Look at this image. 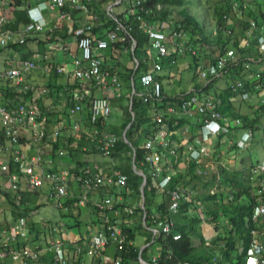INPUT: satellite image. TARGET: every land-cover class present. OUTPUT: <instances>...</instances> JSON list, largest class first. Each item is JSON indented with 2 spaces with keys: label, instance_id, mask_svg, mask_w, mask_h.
Masks as SVG:
<instances>
[{
  "label": "built area",
  "instance_id": "built-area-1",
  "mask_svg": "<svg viewBox=\"0 0 264 264\" xmlns=\"http://www.w3.org/2000/svg\"><path fill=\"white\" fill-rule=\"evenodd\" d=\"M18 2H25L26 12L29 22L24 26L21 36H17L10 28V17L7 10L20 8ZM142 6V2L136 0L127 12L129 16L137 15V8ZM146 15L150 13L141 8ZM81 12L86 17L92 14L88 0H0V49L7 48L12 44L24 46L29 37L37 34L51 32L44 13L58 14L61 21L69 20L73 13ZM137 21L139 28L149 38V56L148 64L151 66V72L144 73L140 79L141 85L145 88V101L156 102L162 100L164 96L163 83L160 79L164 71V63L170 61L171 49L173 53L184 54L188 51V36L180 31H175L170 38L166 37L162 29L156 26L144 23L143 17L139 16ZM257 23L251 21L249 36L253 31L259 30ZM132 29L116 21L114 29L107 34L104 39H97L94 35V21L86 22L75 32L77 46L79 48V57L73 60V72L71 75L79 82L78 89L67 88L65 93L71 98L73 107L69 109L68 118L76 119L71 126V131L77 137L82 132L81 118L84 112H88L90 123L95 126L101 122H106L112 115V105L109 98L95 95L96 89L102 88L115 90V98H121L122 85L118 74L104 69V58L111 51L113 44L119 41H127ZM123 34V38L119 36ZM136 45L132 39V48ZM259 51L264 53V34L258 37ZM155 51V52H154ZM46 59L47 56H38V59ZM253 61V59H249ZM236 51L231 49L220 56L215 63H200L195 71V76L199 79L212 81L224 75V73L237 65ZM40 68L35 59L28 60L22 65L5 70L0 73V82H16L22 87L21 96L14 99V103L9 106H0V155L10 156V160L0 159V177L6 179L5 185H8L10 191L18 193L23 189L24 184L28 183L31 190L43 188L49 185L51 199L60 202L69 194L70 182L68 172H53L49 170L47 164L41 155H30L24 144V141L31 142L44 141L48 139L57 140L61 136L62 130L58 129L52 133L45 131L40 126V112L36 107V97L31 96L32 88L28 85L29 77ZM242 72L251 70V64L245 63L241 67ZM49 74H58L69 76L70 74L64 67H56L49 64L46 68ZM261 94L259 102L260 109L264 110V79L257 76L254 84ZM231 94L242 98L244 102H253L255 93L251 92L242 81H236L229 86ZM50 90L44 88L42 95L47 96ZM221 103V102H220ZM195 112L201 118L202 123V142L203 146L198 150H193L191 158L194 161H201L208 155L207 143L213 138L222 134L231 133V122L222 114L219 101L210 97L195 98L183 100L177 107H169L165 113H161L157 118V128L153 135L146 141L145 149L149 155L145 159V164L153 179L158 182V188L166 195L169 200V210L171 214L180 212L184 203H190L191 193L179 186L171 187L172 176L165 172L162 157L157 153L158 149L169 150L171 141L168 139L166 131L162 125L166 116H175L177 114H190ZM246 122L238 119L233 125L234 128H244ZM2 132L4 135H2ZM29 133V137L26 133ZM94 134L98 135V132ZM4 136V137H3ZM252 139V130L244 134L238 141L237 146L240 149H247ZM87 141L93 144L101 141L98 137L87 138ZM117 139L115 137L107 138L105 146H99L105 156L110 158L115 148ZM87 150V148L85 149ZM63 155V154H62ZM254 177H259V184L254 189V194L258 198L251 222H262L264 226V160L257 163L252 168ZM128 178L123 175L117 177L107 176L95 172L91 168L81 170L82 196L81 200L86 202L88 196L93 190H99L106 187L126 188ZM2 198L0 197V264H39L41 262L42 251L36 248V239L34 231L29 226L24 217H20L15 223H5L1 215ZM99 210L103 214V228L99 230L91 240L84 245L76 247V251L71 258L66 256V247L62 242H56L48 246L47 254H52L55 264H194L188 260H179L173 257V250L170 247V241L179 242L182 235L177 231V225L172 218L168 216L161 217L164 222H158L155 216L151 217V223L146 229L152 236L151 243L143 248H136L130 243V234L121 220V212L116 209V200L114 197L104 199L99 205ZM126 211V210H125ZM131 214L132 211L127 210ZM249 228V226H248ZM250 240L245 256V264H264V242L263 234L256 228L249 231ZM157 246L160 250L159 255L150 254V249ZM135 248L136 257H125L131 253L130 248ZM113 252V256L109 253Z\"/></svg>",
  "mask_w": 264,
  "mask_h": 264
},
{
  "label": "crops",
  "instance_id": "crops-1",
  "mask_svg": "<svg viewBox=\"0 0 264 264\" xmlns=\"http://www.w3.org/2000/svg\"><path fill=\"white\" fill-rule=\"evenodd\" d=\"M90 3V7L92 10V14L88 17L85 16L84 13L75 12L73 13V17L69 20L61 21L59 19L58 14H51V13H44L43 16L47 19L51 32L48 31L43 34H37L33 37H29L27 39V43L24 46L18 45L17 43L10 45L7 48L0 49V73L4 72L5 70L16 68L22 65L24 62L35 59L38 62L40 68L36 70L28 80V85L32 88L31 96L36 97V107L40 112V126L43 130L53 132L55 130L61 129L62 130V137L70 138L75 137L77 138L73 132L71 131L72 122L71 119L68 118L69 109L73 107V102L71 98L65 93V89L67 88H75L78 89L79 82L75 80V78L71 75L73 72L70 71L73 67V60L79 57L80 52L77 46V38L75 37V32L78 28L82 27L86 22L94 21L95 23V32L94 35L97 39H104L107 34L111 31L112 24L111 19L115 22L118 21L119 17H124V15L130 10V7L133 5L135 0H88ZM250 1V0H246ZM21 8H13L11 10H7L8 16L10 17V24L9 28L16 33L17 36H21L25 23L21 21L19 15L24 13L26 15V10L20 11ZM119 16V17H118ZM26 18L28 19L27 15ZM171 19V17H170ZM169 19V20H170ZM29 20V19H28ZM21 21L22 24L19 22ZM171 21V20H170ZM164 28L168 29V23L164 24ZM236 28V27H235ZM237 33L239 34V38L241 39V46L248 45V42L243 39L241 36V29L236 28ZM170 33L169 30H167ZM114 45V44H113ZM112 45V47H113ZM109 54L105 57V70H110L112 72L122 73L124 79H127V71L132 70L131 63H135V57L133 56L132 50H129L128 47H125L124 50L112 48ZM171 55L173 53V48L170 45ZM150 47L146 48L141 52V55L146 58V55H149ZM47 56L46 59L39 58L38 56ZM185 54H178L176 65H170L169 59H166L164 63V71L161 74V81L163 82V89H164V97L172 99V100H190L195 98H202V97H210L216 101H222L224 103L223 106L229 105L230 110H226L222 106V110L224 112H229L233 115L234 111L231 109L233 106L235 107L236 104H244L249 102L242 101V98L236 97L234 99L228 100V88L231 84V81L234 80L237 76H240V72L237 71L236 74H227L224 78L226 80V87L223 88V75L217 78L216 81L210 83V81L202 80V79H194L192 81H188L187 77H190L189 72H191L192 77L194 78L193 69L195 66H198L200 63L196 62L194 58H191L189 55L184 56ZM183 57V58H182ZM135 60V61H132ZM192 60V62L190 61ZM207 64H210L209 61H205ZM185 63V64H182ZM49 64H52L56 67H64L66 71L70 74L68 77L64 75H58L56 73L49 74L46 72V68ZM264 70V69H263ZM262 71V70H259ZM259 75L260 72H258ZM253 74H251L252 76ZM170 79V83H166V78ZM133 78L130 79L131 86L133 87ZM176 79L178 84L175 87L173 85V80ZM233 84V83H232ZM196 85V86H195ZM141 90L145 91V88L140 84ZM47 88L50 90V93L47 96L42 95V90ZM22 87L17 84L16 82L13 83H5L0 82V104L7 103V100L11 97H15L21 94ZM95 93L99 96H104L111 100L113 114L114 115H121L122 109L121 107L114 106L115 103H118L119 106H122L120 101L116 100L114 97L115 90L109 89L105 90L102 88L96 89ZM226 100V101H225ZM221 102V103H222ZM253 106H256V109L252 110L250 113L246 115H241L240 118H230L231 119V128L232 133L229 136L231 141L229 144H225L224 142H218V140L211 141V146L207 144L208 148V155L204 156L203 159L199 162L192 160L191 154L193 150L200 149L204 144L202 142V123L201 118L195 113L191 112L190 114H177L172 116L175 121L174 124L170 127L165 126V130L168 134V139L173 141V148L176 150L175 154H171L169 152H165V157H172L175 158L174 165L181 163L185 157L187 160L196 165L197 174L199 177L203 178L205 176L210 175L209 169L210 167L213 168V165L216 164L217 161L212 160L210 164L208 163V159L210 154L212 153L211 149L216 152V148L222 151V147L226 148V145L229 148H233V145L242 139L244 134L248 133V130L244 129H237L234 128L233 125L238 119L241 117L249 116L251 119H255L257 116L260 118L258 122V126H256L257 131L252 130V143L249 146V149H253L254 143L259 140L256 138V133L264 132V128H261L260 125L262 118L264 116L259 113L260 104L259 102L254 101L251 102ZM172 107V106H169ZM159 113L158 110H156ZM228 113V114H229ZM238 113V111L236 112ZM171 117V118H172ZM120 119V118H119ZM111 120V119H110ZM109 120V125L119 127L121 124L114 120ZM82 122L86 125H90L88 121V112H84L82 116ZM69 133V134H68ZM29 137V133H26ZM254 138V139H253ZM78 139V138H77ZM224 141V140H223ZM264 142V138L262 140ZM56 140L48 139L47 144L55 143ZM215 143V144H214ZM24 144L26 146V150L30 155H41L44 158L45 163L49 170L54 172H61L67 171L70 175L71 180V192L69 193L68 198L63 201V207L60 208L59 205L57 207L58 213L55 211V208L49 205L50 202V195L47 192V187L40 188L38 190L35 197L31 199V206L35 209L34 213L35 216L32 218H27L28 220H34L35 224H49L47 227L49 229H62V237L65 242V245L68 249H66L65 253L66 256L69 254H73L75 252V247L81 244H87L94 233L101 230L103 228V214L99 210V205L102 201L108 198V190L103 189L99 191H94L89 198V201L84 206L80 203L81 197V186H80V170L84 167H90L93 169H99L100 172L105 173L106 170L109 169L108 161L107 160H99L93 158H87L86 160H81L80 158H74L71 154L64 156L63 159L57 158V152L53 150V147L50 145L43 146L41 142L36 140V142H31V140H25ZM224 145V146H223ZM36 150V152H34ZM242 151V150H241ZM261 152L264 154V145L261 149ZM33 153V154H32ZM159 153V150L157 151ZM45 155V156H44ZM164 157V159H165ZM0 159L3 160H10V156L0 155ZM121 158L118 157L116 160L119 161ZM115 160V163L118 165V162ZM264 160H258L254 163H248L244 165V168L248 171V174L244 173V171H240L238 169V162L233 161L231 162L234 164L232 169L241 173L242 177H248L250 184L254 189L258 186L259 182H254V175L252 168L259 162ZM213 162V163H212ZM220 163V162H219ZM229 164L220 163V166H223L227 171L229 170ZM218 167V168H219ZM164 168L167 174L172 175L173 177H177L176 175L172 174V171L169 167H166V163L164 160ZM215 169V167L213 168ZM216 172V171H215ZM211 173L212 175L215 173ZM222 179L221 176L216 177L214 182L217 180L220 181ZM205 181V180H204ZM6 179L0 177V193L2 200L11 197L15 202H17V206H21L23 203V199L25 200L29 197L30 193H34L35 190H31V187L28 183L24 184L22 192L19 194L13 193L10 191L8 185H5ZM157 185V182L154 183ZM179 186L182 183L178 179ZM183 186V185H182ZM181 187V186H180ZM185 187V186H184ZM187 189L191 195L192 192ZM113 191V190H111ZM131 193V194H130ZM244 191L239 189V194H243ZM117 196V194H115ZM231 195V194H230ZM133 192H124L123 195V203L121 204V210H126L123 212L122 217L127 214V210L134 212L137 209L136 200L134 199ZM193 198V195H192ZM243 199V203L245 202V197L241 196ZM48 202V204H47ZM194 202V200H193ZM196 203V202H195ZM9 207V206H8ZM38 208H41L38 210ZM142 208V207H141ZM9 210L10 207H9ZM155 213V212H154ZM160 217H164L161 213H157ZM42 216V217H40ZM54 216L60 217L59 223H55L53 218ZM34 218V219H33ZM48 218V219H46ZM204 218V217H203ZM252 218V215H251ZM250 218V220H251ZM51 219V220H50ZM249 220V221H250ZM179 226L182 227L184 224L182 220L177 218ZM227 224V221L224 222ZM131 227L130 225H128ZM32 227V226H31ZM178 228V227H177ZM205 233V229L211 228L212 226H203L201 227ZM253 228L258 229L262 234V240L264 242V226L262 222L254 223ZM179 229V228H178ZM37 231H42L41 229H36ZM215 230V229H214ZM248 231V230H247ZM206 235V234H205ZM216 235V234H215ZM38 233H36V237ZM235 238V236H234ZM41 239H45L43 236ZM217 241V237L216 240ZM211 241V242H215Z\"/></svg>",
  "mask_w": 264,
  "mask_h": 264
},
{
  "label": "rangeland",
  "instance_id": "rangeland-1",
  "mask_svg": "<svg viewBox=\"0 0 264 264\" xmlns=\"http://www.w3.org/2000/svg\"><path fill=\"white\" fill-rule=\"evenodd\" d=\"M27 1V0H26ZM260 0H256L257 6H258V11L260 12V14L264 15V0H261V2H259ZM249 2V1H248ZM251 2V1H250ZM158 10H163L165 12H167V14L169 15V18L171 17V22L175 23L178 22L180 19H182L183 13L185 12V10H188L189 12H191L192 16L198 21L200 22L202 25H204L206 28V31L208 32V30H211L212 32H214V23L212 21L213 15L210 9H208L205 6H201L198 5V2H195L192 6L187 5L186 7L183 8H176V7H171V6H167V5H158V7L155 9V13L158 14ZM26 15L24 13H21L19 15L20 18L25 17ZM21 24L22 22L19 21ZM242 22H234V25L236 28H240L242 31ZM170 31V33H168V31ZM175 29L173 28H168V29H163L164 34L166 35V37H168L169 35L172 34V32ZM175 32V31H174ZM210 33V32H208ZM237 30L235 32V30L233 31V34L235 36H237ZM232 34V36L234 37V35ZM213 33H210V36H213ZM214 38V37H212ZM213 46V45H212ZM211 46V47H212ZM229 49H233V47L229 48ZM228 49V50H229ZM130 50H131V46H130ZM155 52V51H154ZM189 55L191 58H193V54H185L184 56ZM148 58H150L149 55H146ZM177 57H178V51H175L174 54H172L170 56V61H174L175 63H171L170 65H176V61H177ZM183 58V57H182ZM135 61V60H132ZM192 62V60H190ZM139 64L141 66V61L137 59V62L135 61L134 65L133 63H131L132 66V70L136 71V69H138ZM185 64V63H182ZM258 66L259 63H256L254 68H253V73L251 71H246L245 75L247 74V76L245 75H240L237 76L235 78H232L234 80H230L231 82L229 84L234 83L235 81H242L246 84L247 88L255 93V97L253 98V102L257 100V102H260L262 96L261 94H257V89L255 88L254 84L256 81L255 76H258ZM73 70V67L70 71ZM138 70H140L139 74H138V81L137 84L139 87H137L136 89V93L134 94V90L131 89L130 86H128V84L123 83L122 86V91H124V98L122 99V106H119L118 103H115L114 106L116 105V107H121V111L122 114L121 115H114L112 114L111 116V120L117 121L119 122L121 125L119 127H115L112 125H109V120H107L106 122H102L100 123L98 126L90 128L88 125L85 126L83 132L85 133H81L80 134V139H77L75 137H70L67 138L65 137V135H63L64 137L61 138H57L56 142L53 144H47V140L44 141H39L42 143L43 146H47L50 145L51 147H53V150L57 152V158H61L63 159L64 156L62 155V153H66V155L68 154H73L72 157L74 158H80L81 160H86L87 158H93V159H99V160H107L108 161V165H109V169L106 170V172L104 173V175H110L113 177H117L119 175H125L127 176L126 172L127 169L129 168L130 164H131V158H132V154L127 152V154H124L123 157L117 161L116 157H112V158H107L104 153L102 152V150H99L98 147H104L105 146V142L107 140V138L110 137H116L119 138L118 136H120L123 131H124V126L126 121L128 120H134L136 117V110L134 111V103L136 102H140V99H143L142 96H144V90H141V86H140V78L143 76L144 73H148L151 72V66L147 63L142 64V67L139 68ZM193 74H194V78L192 77L191 72H189L190 77H187L188 81H192L194 79H197L198 81V77L195 76V67L192 70ZM119 74V73H118ZM251 74H253L251 76ZM119 76H121L119 74ZM226 75H223V88L226 87V80L227 78H224ZM245 76V77H243ZM121 79V78H120ZM122 80V79H121ZM166 83H170V79L167 77L165 80ZM163 83V82H162ZM178 82L176 79L173 80V85H175V87L177 86ZM196 86V85H195ZM100 96V95H99ZM224 105V103H220V106L222 107ZM252 105L251 102L249 103H244V104H236V106L232 107L231 109L234 111L233 115L230 114L229 112H224L221 109V112L223 115H225L231 122L230 118H238V116L240 117L241 115H246L248 113H250L252 110L256 109V106H253V108H250V106ZM143 107V113L144 118H145V122L149 123V125L152 127H156L155 123H156V117H154V111L156 110V106H155V102H150L148 104L144 103L142 104ZM226 110H230V106L229 105H225L223 106ZM238 111V113H236ZM248 112V113H246ZM229 113V114H228ZM199 116V115H198ZM120 118V119H119ZM248 118V117H247ZM249 119V118H248ZM110 120V121H111ZM251 120V119H249ZM74 119H71V122H73ZM261 128H264V118H262L261 120ZM118 128V129H117ZM92 129H96L98 130V133H100V137H101V144L99 142H97L96 144H88L86 142V136L90 135V132ZM244 130H254V128L251 127H246ZM69 134V133H68ZM258 137L260 138V143H258V141H256L254 143V147L253 149H249V147L247 149H244L242 151H235L233 148H229L226 145L225 147H222V151L218 150L219 147H217L216 152H214L213 149H211L212 153L210 154V157L208 159V163L210 164V162L212 160L214 161H218L220 163H225V164H229V170L228 171H223L221 169H219V165L220 163L217 162V166L216 164L213 165V168L215 167V169H213L212 167H210L209 172L210 175L205 176L204 179L199 177L197 174V168L190 163L187 160V157H185V159L177 164V166L174 165V160L175 158L172 157H165V163H166V167H169V169L172 171V174L176 175L179 179V181L182 183V185H180L182 188H188L193 195V198L191 199V204L187 206V210L189 211V216H183V218H185L182 223L185 224V227L188 228V226L192 229V233L190 235V238L193 242V252L192 254L186 258L190 261H192L194 264L200 263V264H226V263H222L221 259H224V256L226 253H230L231 258H235V254L232 253L231 251L228 250L227 244V240L222 239V235H225L227 239H230V235H228V233L225 232L224 230V226H221L219 224L220 221L226 220L227 222L230 220L229 216H226L225 213H227L228 215H232L233 212L230 211H226L223 212L220 210V206L217 205L215 202H220L221 204H223L224 206H230V208H233L237 214L238 209L240 207L243 206V199L240 197L238 198H234L233 200H230L231 197L235 196V195H239V189L240 186L239 184V177H240V172L235 171L232 169V166H234V164H232L231 162L236 161L238 162V169L240 171H244V173L248 174V171L244 168V165L250 163H254L258 160L263 159L264 154L261 152V149L264 145V142L262 141L264 138V132H258L256 133V138L257 140ZM215 142V140H213ZM231 141L230 137H226L224 141H222L221 143H225V144H229V142ZM215 144V143H214ZM144 145V144H143ZM224 146V145H223ZM87 149V151H85V149ZM92 148V151L90 152V149ZM36 152V150L34 151ZM33 154V153H32ZM45 156V155H44ZM145 156V154H144ZM144 158V157H143ZM115 160L118 162V165L115 163ZM213 163V162H212ZM191 166H193L192 169ZM146 168V166H144ZM135 172L137 171L138 173H142L140 172L136 167H134ZM216 171V172H215ZM215 172L214 175H216V177L221 176L222 179L220 181H216V182H210L209 180H211V173ZM149 173V172H148ZM137 174V173H136ZM138 175V174H137ZM139 177H142L140 175H138ZM129 177V176H128ZM214 177V178H216ZM152 176L150 175L149 180L151 181ZM146 179L148 180L147 177H142V181L140 183H142V187L136 188L132 185V183L128 184L125 192L127 191H131L133 192V196L134 199L136 200V206L137 209L134 210L133 214L128 215L126 214L123 218H122V223L124 225H130L133 228V232L130 235V243H133L134 246L136 248L141 247L142 245H147L148 240L151 239V235L147 232V230L145 229V225H149L151 222V216H155L158 220V222H164L162 220V218L155 214L154 212H165L168 208V200L165 196L164 193L160 192L156 185L152 182V189L154 191H152V194H154L153 196V200L151 201L153 203L152 208L150 209V214L147 215L146 213V209H145V194H143L142 189L143 187H145V181ZM205 180V181H204ZM209 181V182H208ZM185 186V187H184ZM41 190L40 188L36 187V190L34 191V193H30L29 191H26V193L29 194V197L25 200V198L23 199V203L21 206H18L17 209H21V212L19 213H24V216L28 217L29 219L32 218L33 216H35V209L31 206V199L33 197H35V195L37 194L38 190ZM48 194L50 195V191L49 189H47ZM71 192V190L69 191V193ZM131 194V193H130ZM231 194V195H230ZM227 195V196H226ZM208 198H213V199H208ZM215 198V199H214ZM11 199V198H10ZM194 200V202H193ZM196 202V203H195ZM7 203V201H6ZM48 204V202H47ZM49 205L53 208H55V211L58 213V216H60V213L57 211V207H58V202L54 199H51L49 202ZM84 206V204H82ZM142 207V208H141ZM213 207H217L215 208V214L217 216V219L215 217V219L213 220H208V217L206 216V214H204V209L206 208H213ZM1 215L5 220V223H15L14 221L17 220V218L15 216L16 215H12L11 211L8 208V205H2L1 208ZM41 208H38V210ZM58 216H54L53 218H51L52 220L55 221V223H59L60 221V217ZM42 217V216H40ZM204 217V218H203ZM34 219V218H33ZM48 219V218H46ZM50 219V220H51ZM53 221H50V223H52ZM49 223V224H50ZM28 224L30 226H33L36 229H41L42 231H39L38 236L36 237V248L43 250L42 251V264H52L55 260L53 258H49L52 257L53 255L49 254L47 255V253L44 251V249L46 247H48V244H50L51 242L57 241L61 242L63 240L62 237V229L60 228L59 231H56V229H49L46 227L49 225L47 224H35L34 220H28ZM212 226L213 229L211 228H207L205 229V233L203 231V229L201 228L202 226ZM216 225V227L214 225ZM217 228V230H216ZM215 229V230H214ZM206 234V235H205ZM216 234V235H215ZM45 237V239H41L42 237ZM217 237V241L216 240ZM211 241H215V242H211ZM240 244V239L238 238L236 240V247H239ZM231 249V248H230ZM159 248L157 246H154L150 249V254L158 256L159 255ZM48 256V257H46Z\"/></svg>",
  "mask_w": 264,
  "mask_h": 264
},
{
  "label": "trees",
  "instance_id": "trees-1",
  "mask_svg": "<svg viewBox=\"0 0 264 264\" xmlns=\"http://www.w3.org/2000/svg\"><path fill=\"white\" fill-rule=\"evenodd\" d=\"M142 2V6L137 8V15L136 16H129L128 13L124 15V17H119L118 21L121 24L126 25L127 28L132 29L129 33V37L127 38V41H119L113 45L114 48L121 50H124L125 47H128L130 50V46H132V39L135 41L137 45V49L135 50V57L141 61L142 64L147 63V60L141 55V52L143 50H146L148 48V42L149 38L146 36V34L140 30L139 25L140 23L137 21V18L139 16L143 17L144 23H147L149 25L156 26L159 29H164V24L168 23L169 28L175 29L174 31H182L188 36V51H186L187 54H193V58L196 62L198 63H206L205 61H209L210 63H215L217 62V59L224 55L226 51L233 47L237 51V56H238V61L237 65H235L233 68L227 70L224 75L227 74H236L237 71L240 72L241 74L239 75H245V72H242L243 70L241 67L245 63L251 64V72L253 73V68L256 63H259L258 66V72H260L262 79H264V53H261L258 49V37L261 35V32L264 34V15L260 14V10L258 11V6L256 3V0H250L249 2L246 0H139ZM195 2H198V5L205 6L208 9L211 10L213 18L212 21L214 23V32L211 30H208V32L213 33V36H210V33L206 31V27L202 25L200 22H198L189 12L188 10H185L183 13L182 19H180L178 22L172 23L169 19V15L167 12L163 10H158V14L155 13V9L158 7V5H167L171 7H176V8H183L186 7L187 5L192 6ZM261 2V0L259 1ZM21 9H24L26 7L25 2H18L17 4ZM145 8L150 14L146 15L145 12L141 11V8ZM22 22L27 24L29 20L25 17L20 18ZM251 21L257 23V25L260 27L259 30L253 31L251 36H248V31L250 29V23ZM234 22H242V31H241V36L243 39H245L248 42V45L246 46H241V39L233 34V31L236 28L234 25ZM111 24L112 28L116 26V22L111 19ZM234 37L232 36V34ZM214 37V38H212ZM119 38H123V34L119 36ZM213 45V46H212ZM212 46V47H211ZM112 47V48H113ZM249 57H252L254 59L253 62H249L247 59ZM104 63H105V58H104ZM142 64L139 68L142 67ZM148 64V63H147ZM104 69H106L105 64L103 65ZM198 66H195V70L197 69ZM134 71V70H128L127 71V79L125 80L122 73L120 72L121 76H118L119 81L121 85L123 86L122 81L128 86L131 87L130 79L133 78L134 82L133 85L135 86V89H137L138 84H137V77L140 72V70ZM262 70V71H259ZM108 71V70H107ZM110 71V70H109ZM112 72V71H110ZM135 72V73H134ZM112 74H116V72H112ZM247 76V74L245 75ZM243 76V77H245ZM122 80H121V79ZM257 79V76H255ZM217 79L212 80L216 81ZM210 82V83H211ZM164 90V89H163ZM121 98H116V100H122L124 98V91L121 93ZM20 95L15 96V97H10L7 100V103L5 104H0L9 106L10 104H16L14 103V99L19 98ZM238 97L237 95L231 94L228 88V100L231 98L234 99ZM143 99H140V102H135L134 103V111L136 110V117L135 119L128 120L125 123L124 126V131L123 133L118 136V143L116 146V149L114 151V157L116 159L118 157L122 158L124 154H127V152L132 154L131 158V164L129 168L127 169V176L130 179V184L136 188H141L142 183V177H139L135 170H134V164L135 167L140 171L145 174V176L148 178L146 185L144 187V194H145V207H146V213L147 215L150 214V209L153 206V203L151 202L153 200V196L155 193L152 194V182L149 180L150 173L149 171L146 170L144 167V159L146 154L145 150L142 149V146L144 142L149 139L153 135V131L155 127H151L149 123L145 122L144 118V113H143V107L142 104L150 103L145 101V97L142 96ZM226 101V100H225ZM122 102V101H121ZM222 102V101H221ZM225 103V102H224ZM181 104V101L179 100H172L169 98H166L163 96L162 100L156 101L155 106L157 109L160 111L162 110H167L169 106L177 107ZM222 108V107H220ZM259 113H261L262 116H264V110L259 109ZM249 116L241 117V119L246 122L245 127H251L254 128L255 131L258 129L256 126H258V122L260 118L257 116L255 119H251ZM175 119L172 117L166 116V120L164 121L163 125L164 127H170L174 124ZM130 127L128 128V126ZM156 125V123H155ZM118 129V128H117ZM128 129V130H127ZM257 129V130H256ZM125 133V135H124ZM2 135L3 132H2ZM231 134H222L219 136H216L213 140H218V142H222L225 140L226 137H229ZM4 137V136H3ZM172 141V140H171ZM173 143V141H172ZM209 146H211V142L207 143ZM206 144V146H207ZM233 149L235 151H241L238 146H236V143L233 145ZM144 157V158H143ZM196 167V165H194ZM255 166V165H254ZM193 166H191L190 169H192ZM219 169L223 171H227L223 166H220ZM241 174V173H240ZM216 175H212L210 182H214L216 178ZM208 181V182H209ZM239 186L242 191H244L243 194L235 195L230 198V200H233L234 198H238L240 196L245 197V202L243 203V206L238 209V212L236 214L235 210L233 208H230V206H224L220 202H215L217 205L220 206V210L223 212H226L227 210L230 212H233L232 215H228L225 213L226 216H229L230 220L227 222V224H224L226 220L220 221L219 224L221 226H224V230L228 235H230V239H227L225 235H222V239L227 240L228 244L226 247H228V250L231 251L232 253L235 254V258H231L230 253H226L224 256V259H221L222 263L226 264H245V256L250 240V234L249 231L250 229L253 228V224L250 220L251 215L253 213V210L255 206L257 205L258 198L254 194L253 188L250 184L249 178L248 177H242L240 175L239 177ZM254 182H259V177H254L253 179ZM178 177H173V180L171 182V187L174 188L175 186H178ZM227 196V195H226ZM11 197L8 198V203L7 205L10 207V211L12 215H16V218H19L20 216H24V213H19L21 212V209H17V202H15ZM208 199H213V198H208ZM215 199V198H214ZM168 200V198H167ZM169 202V200H168ZM191 203H184L181 206L180 209V214L178 215V219L184 220L183 216H189V211L187 210V206L190 205ZM2 206V205H1ZM215 208H206L204 209V214L208 217V220H213L217 219V212L215 214ZM150 212V213H149ZM149 216V215H148ZM250 220V221H249ZM214 225V224H213ZM216 227V225H214ZM249 226V228H248ZM34 231V229H32ZM178 232L182 235V240L179 242H173L172 239L167 238V241H170L169 245L173 250V257L179 260H188V258L192 252H193V242L190 238V235L192 233V229L188 226L185 227V224L177 229ZM217 230V228H216ZM248 230V231H247ZM129 234L133 232V228H130L128 230ZM235 236V238H234ZM240 239V244L239 247H236V240ZM152 239H149L148 242H151ZM231 248V249H230ZM131 253L129 255H125V257H136L137 253L134 252L135 248H130ZM40 250V249H39ZM48 257V256H46ZM53 258V257H49ZM41 257V261H42ZM190 261V260H188ZM43 262V261H42ZM192 262V261H191ZM193 263V262H192ZM55 264V261L52 263ZM200 264V263H197Z\"/></svg>",
  "mask_w": 264,
  "mask_h": 264
},
{
  "label": "clouds",
  "instance_id": "clouds-1",
  "mask_svg": "<svg viewBox=\"0 0 264 264\" xmlns=\"http://www.w3.org/2000/svg\"><path fill=\"white\" fill-rule=\"evenodd\" d=\"M136 1V0H135ZM24 10H26V7L24 8V9H21L20 11H24ZM26 15H27V12H26ZM28 17V16H27ZM29 19V18H28ZM26 25V24H25ZM249 31H250V29H249ZM249 31H248V36H249ZM174 33V31L172 32V34ZM43 34V33H42ZM171 34V35H172ZM231 34H232V32H231ZM171 35H169L168 36V38H170V36ZM189 39V38H188ZM187 44H188V42H187ZM26 45V44H25ZM22 46V45H21ZM148 46H149V42H148ZM186 46H188V45H186ZM246 46V45H245ZM244 47V46H243ZM137 49V45H135V47L134 48H132V46H131V50H132V52H133V56L135 57V50ZM235 51H236V49L235 48H233ZM258 49H259V46H258ZM229 50H231V49H229ZM229 50H227V51H229ZM226 51V52H227ZM184 54H186V52L184 53ZM193 54H194V52H193ZM236 56H237V51H236ZM147 61H148V57H146L145 58ZM237 59H238V56H237ZM249 59H253L252 57H249L247 60L248 61H250ZM135 60H136V62H137V58L135 57ZM253 61H254V59H253ZM253 61H251V62H253ZM148 63V62H147ZM207 64V63H206ZM252 67V66H251ZM136 71H137V69H136ZM135 73V72H134ZM116 74H118V73H116ZM118 76H119V74H118ZM141 79V78H140ZM132 81L134 82V79H132ZM211 82V81H210ZM236 82V81H235ZM234 82V83H235ZM141 83V82H140ZM132 90H134V94L136 93V89H135V86L133 85V87H132ZM145 93V92H144ZM95 95H97L96 93H95ZM115 97V96H114ZM144 97H145V94H144ZM188 100V99H187ZM242 101H243V99H242ZM110 102H111V100H110ZM112 105V104H111ZM113 107V106H112ZM173 107V106H172ZM221 107V106H220ZM168 109V108H167ZM156 110H158L159 111V113H157L156 112ZM156 110L154 111V117H156V118H158V116H160V114L161 113H165L166 112V110H162V111H160L159 109H157L156 108ZM112 111H113V108H112ZM112 114H113V112H112ZM112 116V115H111ZM111 118V117H110ZM109 120V119H108ZM76 121V119L72 122V123H74ZM81 121H82V118H81ZM88 121H89V118H88ZM156 121H157V119H156ZM90 122V121H89ZM102 123V122H101ZM100 124V123H99ZM99 124H97V125H95V126H93L91 123H90V125H89V127L90 128H93V127H96V126H98ZM85 126H86V124L84 123V122H82V132H83V130H84V128H85ZM130 126V125H129ZM128 126V127H129ZM157 126H158V124H157V122H156V127L154 128V131L156 130V128H157ZM246 127H244V128H237V129H245ZM162 129L164 130V131H166L165 130V127H164V125H162ZM86 131H88V130H86ZM85 131V132H86ZM154 131H153V133H154ZM249 131V130H248ZM81 132V133H82ZM85 132H83V133H85ZM95 132H98V130H96V129H92L91 130V132H90V135H87L86 136V142L89 144V142L87 141V138L88 137H90V136H92V138H95L96 139V137H98V140H100L101 141V137H100V133H98V135H96V134H94ZM80 133V134H81ZM167 133V132H166ZM231 133H232V129H231ZM230 133V134H231ZM125 134V133H124ZM168 135V134H167ZM60 137H62V134H61V136ZM77 138L78 139H80V136H77ZM111 138V137H110ZM116 138V137H115ZM117 139V143H118V138H116ZM214 139V138H213ZM148 140V139H147ZM146 140V141H147ZM146 141L144 142V145L142 146V149L143 150H145V152H146V154H145V159H146V157L149 155V152H147L146 151V149H145V143H146ZM171 141V140H170ZM117 143H116V145H115V148L113 149V151H112V156L110 157V158H112L113 156H114V151H115V149H116V146H117ZM251 143H252V139H251ZM250 143V144H251ZM90 144H93V143H91L90 142ZM237 144H238V142H237ZM173 146H174V144L172 143V141H171V148L169 149V150H160V149H158L159 150V155H161V157H162V163H163V166H164V157H165V152H169V153H171V154H175L176 153V150L173 148ZM88 149V148H87ZM242 150H244V149H242ZM85 151H87V150H85ZM92 151V148L90 149V152ZM63 154V156H66V153H62ZM107 157V156H106ZM108 158V157H107ZM109 158V159H110ZM145 159H144V166H146V170L147 171H149V168H148V166L145 164ZM134 167H135V164H134ZM84 168H90V167H84ZM83 169V168H82ZM81 169V170H82ZM91 169H93V168H91ZM165 169V168H164ZM81 170H80V177H79V179H80V186H81V196H82V184H81ZM95 172H97V173H99V174H103L104 175V173H102V172H100L99 171V169H93ZM54 172V171H53ZM61 172H67V171H61ZM165 172H166V170H165ZM69 173V172H68ZM150 173V172H149ZM142 174V177H146L145 176V174L142 172L141 173ZM151 175V174H150ZM170 175V174H169ZM107 176H110V175H107ZM123 176H125V175H123ZM152 176V175H151ZM172 176V175H171ZM127 178H128V176H126ZM1 178H2V176H1ZM172 178H173V176H172ZM152 180H153V183H155V179H153V177L151 178ZM69 182H70V189H71V180H70V175H69ZM129 182H130V179L128 178V183H127V186H128V184H129ZM145 182H147V179H146V181ZM157 182V181H156ZM146 184V183H145ZM127 186H126V188H127ZM179 186V185H178ZM44 187H47V189H49V185L48 184H46ZM156 187H157V189L160 191V189L158 188V182H157V185H156ZM180 187V186H179ZM126 188H111V187H106V188H103V189H106V190H108V198H110V197H114L115 198V200H116V209H118V210H120V212H121V222H122V215H123V212L125 211V210H123V212H122V210H121V204L123 203V195H124V192H125V190H126ZM180 188H182V187H180ZM70 189H69V191H70ZM103 189H99V190H103ZM185 189V188H184ZM99 190H93V191H91V193L89 194V196H88V200L86 201V202H83L82 200H81V197H80V203L81 204H87V202L89 201V198H90V195L94 192V191H99ZM111 190H113V191H111ZM22 192V191H21ZM161 192V191H160ZM13 193H15V192H13ZM20 192H18L17 194H19ZM115 194H117V196L115 195ZM1 193H0V197H1ZM68 196H69V194H68ZM68 196L66 197V198H68ZM166 196V195H165ZM65 198V199H66ZM167 198V197H166ZM65 199H63V200H61L60 202H58V205H59V207L60 208H62L63 207V201L65 200ZM107 199V198H106ZM50 200H51V197H50ZM6 201H7V199H5V200H2V205H7V203H8V201H7V203H6ZM103 202V201H102ZM9 208V207H8ZM145 209H146V207H145ZM157 213H161L162 215H164V216H168L169 218H172L173 220H174V222L176 223V225H177V227L178 228H180V226H179V223H178V221H177V218H178V215L180 214V212H178L177 214H171L170 213V210H169V202H168V208H167V210L165 211V212H162V211H160V212H155V214H157ZM128 215H131V214H133V212L131 213V214H129V213H127ZM20 217H24V218H28V217H26V216H20ZM19 217V218H20ZM151 217H153V216H151ZM19 218H17V220L19 219ZM16 220V221H17ZM16 221H14V222H16ZM27 221H28V219H27ZM151 223V222H150ZM150 225V224H149ZM148 225V226H149ZM30 226V225H29ZM123 226L124 227H126V229H127V231L130 229V228H132V227H129V226H127V225H124L123 224ZM146 226L147 225H145V229H146ZM31 227V226H30ZM32 229H34V233H33V235H34V238L36 239V233H39V231H37L36 230V228H34L33 226L31 227ZM177 228V229H178ZM147 230V229H146ZM33 231V230H32ZM178 231V230H177ZM97 232H99V231H97ZM96 232V233H97ZM147 232H148V230H147ZM96 233H94L93 234V236L96 234ZM149 233V232H148ZM150 234V233H149ZM92 236V237H93ZM151 239H152V236H151ZM56 242H58V240L57 241H54V242H51L50 244H48V246H51V244H53V243H56ZM62 243H64L65 244V242L64 241H61ZM151 243V242H150ZM149 244V243H148ZM81 245H84V244H81ZM80 246V245H79ZM144 246H146V245H142L141 247H139V248H143ZM65 247H66V245H65ZM77 247V246H76ZM76 247H75V251H76ZM48 247H46L45 249H47ZM44 249V251L46 252V250ZM66 249H68L67 247H66ZM40 251H43V250H40ZM75 253V252H74ZM73 253V254H74ZM51 254V253H50ZM47 255H49V254H47ZM52 255V254H51ZM109 255L110 256H113L114 254H113V252H111V253H109ZM71 256H72V254L70 255L69 254V256H67L68 258H71ZM42 257V256H41ZM54 259V258H53ZM39 264H42V261L39 263Z\"/></svg>",
  "mask_w": 264,
  "mask_h": 264
},
{
  "label": "water",
  "instance_id": "water-1",
  "mask_svg": "<svg viewBox=\"0 0 264 264\" xmlns=\"http://www.w3.org/2000/svg\"><path fill=\"white\" fill-rule=\"evenodd\" d=\"M129 127H130V126H129ZM129 127H128V128H129ZM127 130H128V129H127ZM124 135H125V134H124ZM136 173H137L138 175L142 176L141 173H138L137 171H136ZM145 183H146V182H145ZM145 183H144V184H145ZM145 185H146V184H145ZM142 192H143V194H144V187H143V189H142Z\"/></svg>",
  "mask_w": 264,
  "mask_h": 264
},
{
  "label": "bare ground",
  "instance_id": "bare-ground-1",
  "mask_svg": "<svg viewBox=\"0 0 264 264\" xmlns=\"http://www.w3.org/2000/svg\"><path fill=\"white\" fill-rule=\"evenodd\" d=\"M245 117V116H244ZM240 118V117H239ZM254 139V138H253Z\"/></svg>",
  "mask_w": 264,
  "mask_h": 264
}]
</instances>
